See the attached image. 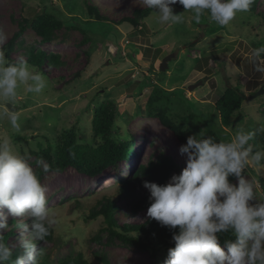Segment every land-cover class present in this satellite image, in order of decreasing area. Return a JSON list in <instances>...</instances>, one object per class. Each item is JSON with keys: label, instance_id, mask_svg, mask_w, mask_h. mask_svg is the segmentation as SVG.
Here are the masks:
<instances>
[{"label": "rangeland", "instance_id": "rangeland-1", "mask_svg": "<svg viewBox=\"0 0 264 264\" xmlns=\"http://www.w3.org/2000/svg\"><path fill=\"white\" fill-rule=\"evenodd\" d=\"M182 1L0 0V233L13 227L11 220L39 219L53 228L46 243L32 237L31 222L15 228L7 247L30 244L21 264H33L41 249L51 264L78 254L91 264H251L264 254V93L252 97L264 87V0H195L198 5L188 10L177 7ZM84 3L106 21L85 23L90 18ZM153 3L141 30L120 24ZM42 10L68 27L48 40L29 27L19 33L23 20ZM37 53L56 56L60 64L30 67L26 58ZM155 85L175 92L155 96L148 107ZM229 86L246 99L224 128L213 105ZM107 101L115 105L110 138L130 141L136 157L92 177L73 168L46 171L44 162L35 161L32 153L48 147L55 158L66 131L75 133L77 144L95 147L100 140L91 133L93 112ZM149 112L183 124L188 141L211 123L228 134L238 158L226 159L225 174L209 172ZM157 161L170 173L165 193L173 198L166 200L176 206L179 196L182 209L235 212L234 234L247 237L230 249L194 242L178 250L154 244L141 252L110 237L103 217L85 220L103 198L115 203L118 223L142 222L159 209L170 212L160 204L132 216L119 196L118 181ZM37 171V188L18 198L6 194L9 178Z\"/></svg>", "mask_w": 264, "mask_h": 264}, {"label": "trees", "instance_id": "trees-1", "mask_svg": "<svg viewBox=\"0 0 264 264\" xmlns=\"http://www.w3.org/2000/svg\"><path fill=\"white\" fill-rule=\"evenodd\" d=\"M237 1L242 3L244 0ZM255 1L253 0V2ZM84 5L90 18V21H85V23L106 21L95 7L87 6L86 3ZM197 5L195 0H184L179 2L177 7L188 10ZM155 7L156 5L153 3L144 9L135 10L132 18H124L120 24H129L133 28L141 30L143 21ZM162 9L166 13L171 11L170 7H163ZM25 27H29L41 39L48 40L54 32L67 28L68 25L67 22L59 19L54 14L42 10L30 19L23 20V23L19 26V33L23 32ZM7 50L10 49L8 48ZM6 58H8L7 55ZM25 62L30 67L39 70L44 68V66L60 64L56 56H45L42 53L30 54ZM6 66L7 68L11 67L9 59ZM174 92L175 90L165 91L155 85L147 104L148 107L154 102L155 96L159 99L157 95L165 97V94H170L171 96ZM245 99L243 92L236 87L229 86L226 88L213 105L222 127L230 126L232 116L239 111L241 103ZM148 114L149 117L158 119L162 126L170 130L180 145L190 151L197 163L209 172L220 171L225 174L227 168L226 159L238 158L228 134H220L211 123H205L206 128L201 136L188 141L185 137L183 124H173L163 113L153 114L149 112ZM193 117L194 115L190 118ZM114 118L115 105L109 101L102 102L94 109L91 120V133L95 139L100 140L95 147L77 144L75 133L66 131L59 139L55 158L51 155V149L48 147L45 150L32 153L35 161L38 163L44 162L46 171L55 170L61 172L66 168H73L78 173L92 177L116 166L122 159L128 161L136 157L138 153L131 149L130 141L116 143L110 138ZM169 174V170L164 164L158 161L148 162L135 167L133 171L128 173L127 177L118 181V190L120 198L128 201L129 211L132 216H138L151 206L160 204H163V208L170 207V212L159 209L142 222L118 223L115 218L117 212L115 203L110 198H103L97 203L96 207L90 209L89 215L86 216L85 220H91L99 216L103 217L105 230L110 237L116 238L123 245L134 247L141 252L152 248L154 244L162 247L169 246L173 250H178L194 242H217L222 247L230 249L237 246L247 237L248 232L239 236L234 234L236 225L234 216L237 215L235 212L228 214L226 212H206L197 208L182 209L179 196L173 199L178 204L176 206L166 200L167 195H173L171 192L165 193ZM41 176L42 173L37 171L33 174L19 173L9 178L7 180L6 194L10 197H21L27 190L38 187ZM147 188L153 189L154 193H144ZM10 222L13 227L7 232L0 233V257H2L0 264H21L26 256L24 250L28 249L30 244L11 249L7 247L6 240L9 236L14 235L15 228L27 225L31 221L27 220L20 223L11 220ZM31 224L33 225L30 233L36 241L43 243L52 241L53 228L51 226L39 219L33 220ZM131 234L136 236H131ZM250 263L264 264V254L261 255L258 261ZM33 264L51 263L48 255L44 254L41 249L37 252ZM56 264L91 263L83 259L81 254H78L73 257H65Z\"/></svg>", "mask_w": 264, "mask_h": 264}, {"label": "water", "instance_id": "water-1", "mask_svg": "<svg viewBox=\"0 0 264 264\" xmlns=\"http://www.w3.org/2000/svg\"><path fill=\"white\" fill-rule=\"evenodd\" d=\"M172 57H173V55L171 54V55H168L165 59H163V61L161 62L160 66H159V70L161 72H163V71H165L167 69V62H169ZM263 93H264V87H262L259 91H257L252 97H257V96H259V95H261ZM7 108L9 110H11L9 104H7Z\"/></svg>", "mask_w": 264, "mask_h": 264}, {"label": "clouds", "instance_id": "clouds-1", "mask_svg": "<svg viewBox=\"0 0 264 264\" xmlns=\"http://www.w3.org/2000/svg\"><path fill=\"white\" fill-rule=\"evenodd\" d=\"M124 161H126V160H124Z\"/></svg>", "mask_w": 264, "mask_h": 264}]
</instances>
